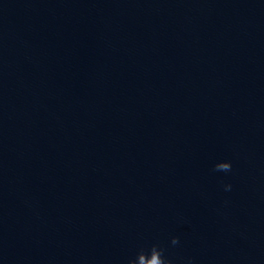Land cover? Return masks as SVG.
I'll return each instance as SVG.
<instances>
[{
    "label": "water",
    "instance_id": "1",
    "mask_svg": "<svg viewBox=\"0 0 264 264\" xmlns=\"http://www.w3.org/2000/svg\"><path fill=\"white\" fill-rule=\"evenodd\" d=\"M156 242L264 264V0H0V264Z\"/></svg>",
    "mask_w": 264,
    "mask_h": 264
},
{
    "label": "clouds",
    "instance_id": "2",
    "mask_svg": "<svg viewBox=\"0 0 264 264\" xmlns=\"http://www.w3.org/2000/svg\"><path fill=\"white\" fill-rule=\"evenodd\" d=\"M213 172L229 173L232 171V165L230 161H217L212 166ZM224 191L231 190V184L222 185ZM180 243L179 237L171 236L169 244L173 247L178 246ZM165 247L159 242L152 243L147 248L141 247L136 251L134 257L127 259V264H173V260L165 255ZM185 264H193L191 257L185 260Z\"/></svg>",
    "mask_w": 264,
    "mask_h": 264
}]
</instances>
